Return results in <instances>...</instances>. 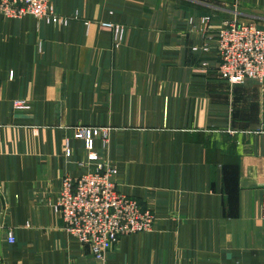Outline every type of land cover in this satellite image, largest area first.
<instances>
[{"label": "crops", "instance_id": "crops-1", "mask_svg": "<svg viewBox=\"0 0 264 264\" xmlns=\"http://www.w3.org/2000/svg\"><path fill=\"white\" fill-rule=\"evenodd\" d=\"M50 2L0 16V264H264V79L230 85L216 54L225 21L264 30V0ZM79 126L155 216L102 260L56 207L93 167Z\"/></svg>", "mask_w": 264, "mask_h": 264}, {"label": "built area", "instance_id": "built-area-1", "mask_svg": "<svg viewBox=\"0 0 264 264\" xmlns=\"http://www.w3.org/2000/svg\"><path fill=\"white\" fill-rule=\"evenodd\" d=\"M26 14L46 22L56 19L50 0H0L1 17L18 19ZM216 54L217 73L230 85L264 79V30L254 22L225 21L217 31ZM106 132L101 134L103 142ZM97 133L92 127L75 128L73 137L83 141L85 159L93 167L76 177L62 178L56 207L65 231L86 246L95 259L102 260L120 237L150 231L155 216L150 208H143L136 199L118 191L113 180L116 167L95 151ZM66 152L69 155L68 149ZM7 239L9 243L15 241L12 231Z\"/></svg>", "mask_w": 264, "mask_h": 264}, {"label": "rangeland", "instance_id": "rangeland-1", "mask_svg": "<svg viewBox=\"0 0 264 264\" xmlns=\"http://www.w3.org/2000/svg\"><path fill=\"white\" fill-rule=\"evenodd\" d=\"M219 29V28H218ZM152 210V209H151ZM153 211V210H152ZM139 233H142V232H139ZM135 234H137V233H135Z\"/></svg>", "mask_w": 264, "mask_h": 264}]
</instances>
